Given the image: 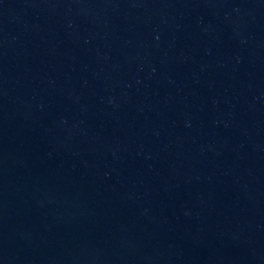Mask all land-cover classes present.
Segmentation results:
<instances>
[{
    "label": "water",
    "instance_id": "95a60500",
    "mask_svg": "<svg viewBox=\"0 0 264 264\" xmlns=\"http://www.w3.org/2000/svg\"><path fill=\"white\" fill-rule=\"evenodd\" d=\"M0 264H264V0H0Z\"/></svg>",
    "mask_w": 264,
    "mask_h": 264
}]
</instances>
